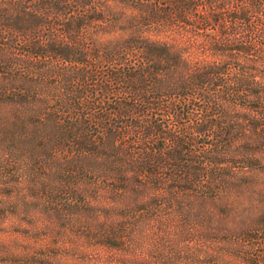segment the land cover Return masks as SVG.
<instances>
[{"label": "trees", "instance_id": "trees-1", "mask_svg": "<svg viewBox=\"0 0 264 264\" xmlns=\"http://www.w3.org/2000/svg\"><path fill=\"white\" fill-rule=\"evenodd\" d=\"M0 231L16 264H264V0H0Z\"/></svg>", "mask_w": 264, "mask_h": 264}, {"label": "rangeland", "instance_id": "rangeland-1", "mask_svg": "<svg viewBox=\"0 0 264 264\" xmlns=\"http://www.w3.org/2000/svg\"><path fill=\"white\" fill-rule=\"evenodd\" d=\"M0 234H2V235H0V239L2 240V241H0V243H1L0 244V264H16L13 262L10 263L9 261L5 260L4 254H6V253L4 252V248H5V246L9 245L10 243L7 241L8 237H7L6 232L0 231ZM79 245L80 244H78V246ZM76 246L77 245H75V247ZM72 247H74V244L70 245L69 247H68V243H65V245H64V249H66V250H68L67 248H72ZM63 258H61L59 260L52 259V260H50V264H80V253H78L77 256L75 255V256H72L70 258H65V259H63ZM48 264H49V262H48Z\"/></svg>", "mask_w": 264, "mask_h": 264}]
</instances>
